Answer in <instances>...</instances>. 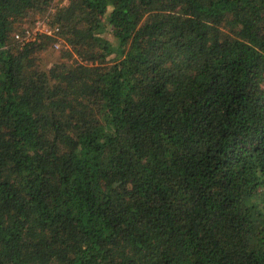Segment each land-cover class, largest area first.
Instances as JSON below:
<instances>
[{
  "label": "trees",
  "instance_id": "obj_1",
  "mask_svg": "<svg viewBox=\"0 0 264 264\" xmlns=\"http://www.w3.org/2000/svg\"><path fill=\"white\" fill-rule=\"evenodd\" d=\"M0 264H264V0H0Z\"/></svg>",
  "mask_w": 264,
  "mask_h": 264
},
{
  "label": "built area",
  "instance_id": "obj_2",
  "mask_svg": "<svg viewBox=\"0 0 264 264\" xmlns=\"http://www.w3.org/2000/svg\"><path fill=\"white\" fill-rule=\"evenodd\" d=\"M37 31L52 34V28L46 26V24L43 22V19L36 18L30 27L23 28V31L21 33H14V38H16L20 42L32 40L34 39V34Z\"/></svg>",
  "mask_w": 264,
  "mask_h": 264
},
{
  "label": "rangeland",
  "instance_id": "obj_3",
  "mask_svg": "<svg viewBox=\"0 0 264 264\" xmlns=\"http://www.w3.org/2000/svg\"><path fill=\"white\" fill-rule=\"evenodd\" d=\"M53 2L55 1V0H52ZM61 2V1H60ZM37 18L38 16L35 14V16L33 17V19L34 18ZM33 22V21H32ZM31 22V23H32ZM25 24H27L26 22H22V26L24 27V25ZM58 45V44H57ZM57 47L58 46H54L51 50H52V54H49V53H47V52H43L42 53V57H41V62H42V64H48L52 59H53V55L57 52Z\"/></svg>",
  "mask_w": 264,
  "mask_h": 264
}]
</instances>
